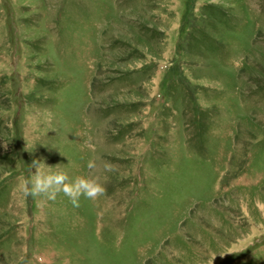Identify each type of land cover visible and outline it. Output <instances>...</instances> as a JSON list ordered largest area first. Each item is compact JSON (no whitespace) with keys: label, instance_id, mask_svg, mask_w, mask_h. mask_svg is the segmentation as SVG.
I'll list each match as a JSON object with an SVG mask.
<instances>
[{"label":"rangeland","instance_id":"obj_1","mask_svg":"<svg viewBox=\"0 0 264 264\" xmlns=\"http://www.w3.org/2000/svg\"><path fill=\"white\" fill-rule=\"evenodd\" d=\"M211 260L264 264V0H0V264Z\"/></svg>","mask_w":264,"mask_h":264},{"label":"clouds","instance_id":"obj_2","mask_svg":"<svg viewBox=\"0 0 264 264\" xmlns=\"http://www.w3.org/2000/svg\"><path fill=\"white\" fill-rule=\"evenodd\" d=\"M86 167L89 170L97 167L95 158H90ZM105 171H113L114 165L104 162ZM34 169V171H31ZM30 176L20 183V191L25 199L44 197L54 201L59 193L67 196L74 207L80 206V198L96 201L106 194L105 181L96 175H79L70 178L68 172L60 165H46L41 159H34L29 165ZM212 264V260L209 261Z\"/></svg>","mask_w":264,"mask_h":264}]
</instances>
